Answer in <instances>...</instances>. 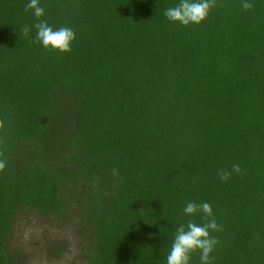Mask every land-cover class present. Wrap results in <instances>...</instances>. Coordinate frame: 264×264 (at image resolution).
Here are the masks:
<instances>
[{
	"label": "trees",
	"instance_id": "16d2710c",
	"mask_svg": "<svg viewBox=\"0 0 264 264\" xmlns=\"http://www.w3.org/2000/svg\"><path fill=\"white\" fill-rule=\"evenodd\" d=\"M29 2L0 0V264L23 258L22 211L72 225L81 264H167L177 227L204 222L192 201L223 226L212 264H264V0L186 27L164 16L179 0H39L75 31L69 53L19 33Z\"/></svg>",
	"mask_w": 264,
	"mask_h": 264
},
{
	"label": "clouds",
	"instance_id": "9594fccd",
	"mask_svg": "<svg viewBox=\"0 0 264 264\" xmlns=\"http://www.w3.org/2000/svg\"><path fill=\"white\" fill-rule=\"evenodd\" d=\"M223 7V5H220ZM217 7V0H179V3L165 10L164 16L173 23H179L182 26L190 24L198 25L207 19L210 11ZM242 8L245 11L254 8V4L250 0H244ZM31 10L34 17L38 21L31 27L24 25L19 29L26 38L32 28L36 30L35 42L39 43L45 49H51L60 53L71 52L72 42L76 38L75 31L68 26H61L54 30L41 17L44 15V8L40 6L39 0H30L25 5V11ZM4 129L3 121H0V130ZM8 161L4 158L3 152L0 151V173L4 172ZM233 173L242 174L240 165L233 164L231 171L219 169L217 175L222 182L228 181ZM112 176L119 177V171L112 169ZM183 213L188 217H195L202 214L203 223H197L195 219H189L186 224H180L175 232L174 240L166 257L167 264H190L191 256L195 252H199L200 264H212L213 258L211 253L215 246L219 244V240L210 235L211 232H220L223 226L218 224L212 207L207 202L196 203L188 202L183 208Z\"/></svg>",
	"mask_w": 264,
	"mask_h": 264
},
{
	"label": "rangeland",
	"instance_id": "374dc122",
	"mask_svg": "<svg viewBox=\"0 0 264 264\" xmlns=\"http://www.w3.org/2000/svg\"><path fill=\"white\" fill-rule=\"evenodd\" d=\"M61 241L63 249L56 258L46 252L50 243L57 246ZM8 246L16 250L19 258L23 257L19 264H81L85 247L72 225L30 211L14 216Z\"/></svg>",
	"mask_w": 264,
	"mask_h": 264
}]
</instances>
